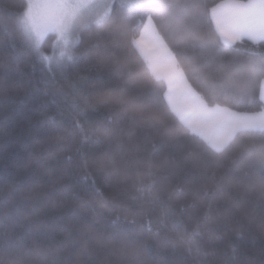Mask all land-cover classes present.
<instances>
[{
  "label": "trees",
  "instance_id": "16d2710c",
  "mask_svg": "<svg viewBox=\"0 0 264 264\" xmlns=\"http://www.w3.org/2000/svg\"><path fill=\"white\" fill-rule=\"evenodd\" d=\"M225 1L159 0L157 31L175 52L177 23L204 16V49L176 58L189 85L209 108L262 113L264 42H223L211 8ZM27 4L0 0V211L5 224L18 218L9 228L28 238L20 249L25 264H262L264 192L255 169L264 161L241 150L254 134L238 132L225 151L214 152L172 110L167 82L130 45L131 35L118 39L111 22L77 33L74 62L48 65L41 54L53 52L57 37L49 35L41 51L32 46L19 23ZM149 96L163 107L146 111L138 100ZM74 102L92 117L86 139L73 127ZM117 230L141 242H116Z\"/></svg>",
  "mask_w": 264,
  "mask_h": 264
},
{
  "label": "snow or ice",
  "instance_id": "6c2138e0",
  "mask_svg": "<svg viewBox=\"0 0 264 264\" xmlns=\"http://www.w3.org/2000/svg\"><path fill=\"white\" fill-rule=\"evenodd\" d=\"M163 7L159 0H45L40 4L28 3L26 11L19 23L23 32L28 37H34L39 41L46 32H54L57 40L64 46L65 51L61 53L68 62L76 60V54L73 51V36L76 32L78 18L83 15L82 9H102L103 11L96 15L94 23L102 26L111 22L114 25L113 34L119 37H127L131 35L130 45L135 46L140 54L151 65L154 60L159 57L155 55L158 52L163 53V57L170 61H175L179 56H195L197 49H204V42L208 39L210 33L204 31L207 21L204 16L191 14V22L185 23L180 21L176 25L175 40L178 47L175 52L168 49L164 45L163 38L157 31V21L154 16L155 10ZM195 8L203 7L207 10V5H194ZM223 6L211 8V22L216 26V32L223 38L224 43L232 46L238 41L245 39L252 40L254 43L264 41V0H247V3H234L230 5L231 12L225 14L221 11ZM39 8L44 10V17L41 20L36 19L33 15V9ZM207 12H205V16ZM138 37V38H137ZM149 37L151 43H145V38ZM190 42V43H184ZM79 41L75 44L78 45ZM98 48L99 45H94ZM222 51V50H219ZM48 60V57H43ZM60 68L63 69L64 64L61 63ZM155 72V70L153 69ZM74 92L87 104L89 96L84 94V89L74 85ZM102 91V89H101ZM215 91V89H214ZM174 84L169 80L168 93L166 99L173 111L192 131L207 142L208 146L216 153H221L229 147L233 141V137L237 132L251 133L253 143L250 145H242V154L246 153L250 159H260L264 161V114L256 120L242 113H233L227 109L219 107L212 109L211 131L209 135L206 131L196 127L198 121L193 120L191 116L179 110L174 103ZM220 94L226 99L228 92L220 89ZM264 99V92H262ZM143 108L147 110H160L163 105L162 101L156 96H149L138 100ZM203 102L196 98L190 104L193 108H199ZM74 110L77 112V119L73 121V127L78 128L87 138V132L84 128L85 123H91L92 117L81 106L79 102H74ZM54 120L55 117H49ZM98 123L101 121H97ZM105 131H107L105 129ZM99 158V157H98ZM87 162L85 160V167ZM256 178L259 181L261 191L264 192V164L255 169ZM87 186L98 196H103V191L98 185L97 179L89 175L83 177ZM104 187H110L108 181H103ZM152 190V185L143 186L140 189L142 194ZM207 195V193H206ZM128 210L135 211L132 206ZM32 216H39L38 212H33ZM4 213L0 211V251L6 252L8 259L0 258V264H25L20 249L27 245L28 238L22 233H16L14 228H9L10 224L18 222V218L8 217L9 224L4 223ZM207 219V218H205ZM25 225L21 222V227ZM147 231L151 232V221L148 222ZM159 233L157 232V235ZM200 236L199 231H193L192 239L196 240ZM113 240L119 243L136 245L141 242L139 235L130 234L121 230H117L112 235ZM235 248L233 252L235 253ZM260 253L264 256V245L260 248ZM15 254V255H14ZM235 259V256L233 257ZM264 264V262H262Z\"/></svg>",
  "mask_w": 264,
  "mask_h": 264
},
{
  "label": "rangeland",
  "instance_id": "374dc122",
  "mask_svg": "<svg viewBox=\"0 0 264 264\" xmlns=\"http://www.w3.org/2000/svg\"><path fill=\"white\" fill-rule=\"evenodd\" d=\"M45 2V0H28V3H32V4H40V3H43ZM83 12V15L80 16L78 18V22H77V26H76V32L73 36V42H74V46L76 45L75 42L77 41V38H76V35L77 33H79L80 31H82L84 28H86L87 26L89 25H92V24H95L94 23V20L96 18V15L100 12H102L103 10L102 9H99V8H96V9H82L81 10ZM33 15L36 17V19L38 20H41L43 19L44 17V10L42 9H39V8H34L33 9ZM55 35L54 32H46L43 37L37 41L34 37H28L27 35V38L28 40L30 41V43L32 44V46L37 50V51H41V48L44 44V41L45 39L49 36V35ZM164 42V41H163ZM145 43L146 45L147 44H150L151 43V39L149 37H146L145 38ZM165 45V43H164ZM65 49H64V46L62 44H60L58 42V40H56L55 44H54V49H53V52L51 54H44L42 53L41 54V58L43 59V57L47 56L48 57V60H44L48 65H50V63L56 61V63H60L62 62L65 58L61 56V53L64 52ZM155 55H157L159 58L154 60V62L150 65V69L152 71V73L154 75L157 76V78L159 77H163L166 82H169V80H171V78H174V69H179V67L177 66H172V62L170 60H167L163 57V53L162 52H158L156 53ZM145 59V58H144ZM174 63H176V60L174 61ZM153 69L155 70V72L153 71ZM170 76H173V77H170ZM176 78V77H175ZM264 85V82L263 84ZM263 92H264V86H263ZM183 94V93H182ZM179 95V93L176 92V89H175V92H174V101L177 102L178 100L183 103L185 99H179L177 98ZM183 96L185 97V95L183 94ZM207 109V108H206ZM207 111H210L209 109H207ZM186 114H188V112L186 111ZM211 112H208L207 115H206V118H211ZM192 119L193 120H197V121H204V118L198 116L196 113L192 116ZM211 120V119H210ZM200 125L201 124L198 122L197 125Z\"/></svg>",
  "mask_w": 264,
  "mask_h": 264
},
{
  "label": "crops",
  "instance_id": "0c3cea01",
  "mask_svg": "<svg viewBox=\"0 0 264 264\" xmlns=\"http://www.w3.org/2000/svg\"><path fill=\"white\" fill-rule=\"evenodd\" d=\"M234 3H247V2H239V1H234V0H229V1H225L221 4H219V6H223L221 8V11H223L225 14H228L229 12H231V9H230V5L234 4ZM216 27V26H215ZM223 40V38H222ZM245 40H249V39H245ZM244 41V40H243ZM251 42H253L252 40H249ZM224 42V40H223ZM240 41H238L237 43H239ZM261 42H264V41H261ZM236 43V44H237ZM258 43V42H256ZM166 45V44H165ZM227 45V44H226ZM168 48V47H167ZM172 62V66H178V63L176 61V63H174L173 61ZM156 76V75H155ZM174 78H171V80L173 81V84H174V88L176 89V92L179 93L178 97L179 99H185L183 103H181L179 100L177 102L174 101L176 107L181 110L182 112L186 113V111L188 112L187 115L189 116H193L195 113L204 118V121H198L201 126L198 124L196 125V127L200 130H204L206 131L209 135L212 134V131H211V124H212V121L210 120L211 118H206V115L208 112H211L212 114V109H215V108H209L206 106L205 102L203 101V99L191 88V86L189 85L183 71L180 69H174ZM157 77V76H156ZM170 77H173V76H170ZM159 78V77H158ZM159 79H162V80H165L163 77H160ZM166 81V80H165ZM168 84V88H169V82H167ZM263 86L262 85V90H261V98H262V92H263ZM168 93V92H167ZM185 95V97L183 96V94ZM196 98H199L200 101L203 102V105L200 106L199 108H193L190 106L191 102L193 100H195ZM262 101L264 102V99H262ZM169 104V103H168ZM171 107V106H170ZM172 108V107H171ZM209 109L210 111H207V109ZM221 108V107H219ZM221 109H226V108H221ZM173 110V109H172ZM228 110V109H227ZM230 111V110H228ZM175 112V111H174ZM230 112H233V111H230ZM176 113V112H175ZM235 113V112H233ZM261 114H264V112L262 113H257V114H246L250 117H253L255 118L256 120H259L261 118ZM177 115V114H176ZM213 115V114H212ZM211 115V117H212ZM181 120V119H180ZM183 122V121H182ZM184 123V122H183ZM185 124V123H184ZM186 125V124H185ZM191 129V128H190ZM192 130V129H191ZM238 133V132H237ZM236 133V134H237ZM235 134V135H236ZM198 135V134H197ZM200 136V135H198ZM201 137V136H200ZM203 138V137H201ZM234 138V137H233Z\"/></svg>",
  "mask_w": 264,
  "mask_h": 264
}]
</instances>
